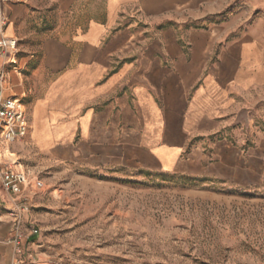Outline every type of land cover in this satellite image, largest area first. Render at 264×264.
<instances>
[{
	"label": "crops",
	"instance_id": "1",
	"mask_svg": "<svg viewBox=\"0 0 264 264\" xmlns=\"http://www.w3.org/2000/svg\"><path fill=\"white\" fill-rule=\"evenodd\" d=\"M2 36L30 119L11 149L264 189V0H0Z\"/></svg>",
	"mask_w": 264,
	"mask_h": 264
},
{
	"label": "rangeland",
	"instance_id": "2",
	"mask_svg": "<svg viewBox=\"0 0 264 264\" xmlns=\"http://www.w3.org/2000/svg\"><path fill=\"white\" fill-rule=\"evenodd\" d=\"M11 151L44 187L19 205L4 189L0 264H264L262 188L218 189L123 155L50 163Z\"/></svg>",
	"mask_w": 264,
	"mask_h": 264
},
{
	"label": "built area",
	"instance_id": "3",
	"mask_svg": "<svg viewBox=\"0 0 264 264\" xmlns=\"http://www.w3.org/2000/svg\"><path fill=\"white\" fill-rule=\"evenodd\" d=\"M0 49L3 52L16 54V39L0 38ZM5 73H0V182L2 187L14 197L16 205L22 204L29 189H41L44 182L27 172L18 160H13L15 153L11 145L25 139L30 130V119L27 107L21 98L7 96L4 92ZM9 153L10 157L6 154ZM37 233V230H34ZM21 236L17 235L14 242L19 244Z\"/></svg>",
	"mask_w": 264,
	"mask_h": 264
}]
</instances>
